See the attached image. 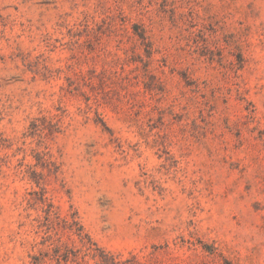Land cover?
I'll list each match as a JSON object with an SVG mask.
<instances>
[{"label":"rangeland","instance_id":"obj_1","mask_svg":"<svg viewBox=\"0 0 264 264\" xmlns=\"http://www.w3.org/2000/svg\"><path fill=\"white\" fill-rule=\"evenodd\" d=\"M0 264H264V0H0Z\"/></svg>","mask_w":264,"mask_h":264}]
</instances>
